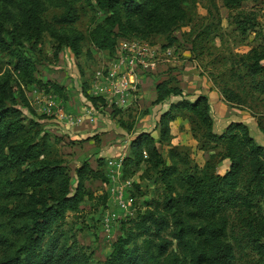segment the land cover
Returning <instances> with one entry per match:
<instances>
[{"label": "rangeland", "instance_id": "1", "mask_svg": "<svg viewBox=\"0 0 264 264\" xmlns=\"http://www.w3.org/2000/svg\"><path fill=\"white\" fill-rule=\"evenodd\" d=\"M38 1L45 27L35 42L28 37L29 32L21 22L19 0H0V18L5 27L2 34L11 42L9 49L0 48V76L9 75L14 92L18 93L22 88L28 100V104L17 100L27 129L16 135V139L36 138L42 133L52 136L50 149L41 157L64 164L69 193L74 191L76 167L84 160L94 168H101L108 177L107 180L103 176L83 180L85 193L81 201L75 209H67L65 217L44 236V248L51 243L57 248L76 246L88 254L91 262L101 264L119 237L129 233L128 246L138 244L142 264H153L146 260L144 239H149L151 249H154L157 242L170 236L169 228L158 229L156 223L149 220V230L142 232L136 223L147 209L163 211V198L167 194L175 199L174 212L192 225L186 236L201 247L204 238L199 228L208 218H191L186 213L192 208L184 198L189 176L199 178L206 172L223 174L230 166L229 154H242L243 148L235 142L227 144L224 138L208 137L201 116L180 107L169 119L168 138H163L160 114L171 101L182 97L194 100L198 94H203L212 117V132H220L230 120L241 119L248 124L256 141L264 145V91L254 89L246 74L252 48L264 50V0H242L239 5H225L223 0H157L159 14L153 19L143 21L132 15L134 28L119 35L118 41L134 37L148 42L154 63L149 69L136 70L139 90L126 104L110 99L107 91L111 79L115 80L106 76L116 54L96 48L88 37L90 27L106 12L95 0ZM69 2L77 9V19L71 23L55 22L53 16L61 13ZM243 14H249L251 19L242 32L235 19L243 18ZM76 30L84 34L78 41L80 51L77 54L59 44L52 34ZM13 34L19 41H12ZM19 50L34 61L36 82L19 84L13 72ZM261 62L264 63V58ZM98 70L102 72V78L95 76ZM164 78L179 85L182 94L156 102L155 83ZM222 85L239 92L242 102L227 100L221 92ZM97 86H103L105 91L101 92L100 99L91 101L85 92L94 95ZM212 89L222 95L220 98L226 102L230 117L228 113L217 114L220 108L211 102L216 99L211 96ZM50 98L54 99L53 103L49 102ZM203 104L201 100L200 106ZM142 131L148 135L141 138L140 161L124 163L123 157L131 154V140ZM99 156H103L102 165L97 163ZM245 160L244 157L243 162ZM27 164L14 163L8 157L0 160L1 206L25 202V188L19 193L2 191L17 187V172ZM244 166L240 169L239 186L246 189L249 185L244 182L247 171ZM110 169L118 170L117 178L110 177ZM60 178L58 176L56 181ZM112 187L122 188L123 199H117ZM251 200L248 209L224 207L213 216L216 220L226 221L224 239L234 245L233 264H253L258 257L250 248L239 250L234 238L239 230V216L250 212L258 219H264V193L254 194ZM28 221L24 216L16 217L0 210V259L13 254L23 241ZM261 239L264 241V236ZM170 251L185 254L187 264H208L204 258L194 257L188 247L186 251L178 247L175 239L167 250ZM49 264L72 263L62 257L60 262L50 260Z\"/></svg>", "mask_w": 264, "mask_h": 264}, {"label": "trees", "instance_id": "2", "mask_svg": "<svg viewBox=\"0 0 264 264\" xmlns=\"http://www.w3.org/2000/svg\"><path fill=\"white\" fill-rule=\"evenodd\" d=\"M8 1V0H7ZM242 0H223L225 5H239ZM97 6L106 13L103 18L90 27L88 37L91 43L98 49L116 51L118 36L126 30L134 28L131 16L137 15L143 21L153 19L159 14V2L157 0H95ZM21 22L29 32V38L38 41L44 30V22L40 15L41 6L38 0H19ZM78 17V12L73 3L69 2L65 9L53 20L58 23H71ZM249 14H243V18H236L235 22L240 31H245L246 23L250 21ZM5 30L0 18V48L7 50L11 42L4 39ZM59 44L70 48L74 53L80 51L78 41L84 37L79 31H71L66 34L52 32ZM12 41H19L16 35H12ZM250 61L246 64V74L250 77V85L259 91H264V50L252 48L249 55ZM35 63L20 50L13 64V72L21 83L30 84L36 82L34 76ZM0 160L8 157L14 163L28 164L19 168L18 185L10 191L2 193H19L21 189H27L25 202H17L13 206L0 205V210L8 211L12 216L26 217L28 223L25 226L23 241L16 247L13 254L0 259V264H49L50 260L60 262L62 257L72 264H95L89 260L88 254L78 250L76 246L56 247L54 243L44 248L43 238L53 226L65 217L67 209H75L81 201L83 194V180L87 177L107 176L101 168H94L87 160L76 167L74 191L69 193V180L65 174V166L61 162L52 161L42 153L50 149L53 140L49 134H41L36 138L17 140L16 135L26 131L27 125L23 122V110L19 101L28 104V100L22 88L15 93L10 84L9 75L0 76ZM55 88L57 85L53 84ZM156 96L154 101L160 102L171 95L182 94L179 85L171 84L167 78L155 83ZM221 92L224 97L232 102H242V95L233 88L222 85ZM91 101L100 99L101 96L85 92ZM205 95L198 94L194 100L182 97L169 103L168 108L160 114V135L168 138L169 119L174 117V110L186 108L197 112L206 124L205 134L210 138L220 137L226 139L227 144L237 143L243 148L242 154H229L230 166L223 173H205L202 177L189 176V187L184 192L186 202L192 208L186 210L189 217H206L208 220L200 224V233L203 234L204 244L201 247L186 234L190 231L188 222L182 216L174 212L175 199L167 194L163 198V211L147 209L137 221L136 225L142 232L149 230L148 221H154L160 228H169V237L162 238L151 249L149 239H144L146 260L153 264H187L185 254L177 251L167 252L169 246L176 240V244L186 251L191 249L194 257L204 258L208 264H233L235 257L234 245L224 239L226 221L213 218L215 213L224 207H242L248 209L252 204V196L256 193H264V145L257 142L250 133L247 123L240 120H230L220 132H212L210 129L212 117L208 111V103ZM19 100V101H17ZM204 104L200 106V101ZM37 122V121H36ZM37 132V130H36ZM45 133V132H44ZM147 133L142 131L131 140V154L123 157V162H139L141 159L140 142L142 136ZM148 135V134H147ZM49 137V139H48ZM54 137V136H53ZM51 139V140H50ZM50 140V141H49ZM49 141V142H48ZM246 160L243 162V158ZM103 156H99L97 163L102 165ZM246 168L244 182L248 183L246 189L239 186L241 166ZM61 178L56 181L57 177ZM264 219H258L248 212L239 216V230L235 232V244L240 249L250 248L258 255L253 264H264ZM131 235L119 237L114 243V248L106 255L101 264H142L139 245L128 246ZM163 258L160 260V258ZM155 259L158 260L155 261Z\"/></svg>", "mask_w": 264, "mask_h": 264}, {"label": "built area", "instance_id": "3", "mask_svg": "<svg viewBox=\"0 0 264 264\" xmlns=\"http://www.w3.org/2000/svg\"><path fill=\"white\" fill-rule=\"evenodd\" d=\"M152 47L146 41H141L134 37H124L118 41V48L114 52L115 60L110 66V70L107 72L106 78L111 79L108 93L109 98L120 104H126L129 99H132L135 92L139 90L138 78L136 70L149 69L153 65V52ZM96 77H103L100 70L97 71ZM98 87V86H97ZM95 88L96 94L102 95L101 92L105 91L103 86ZM49 102L53 103L54 99L50 98ZM62 114V110L59 111ZM122 159L120 160V162ZM113 161L110 160V163ZM118 170L110 169L109 175L111 178H117ZM128 182V180H127ZM116 191V197L118 200L123 199L121 194L123 193L122 188H114Z\"/></svg>", "mask_w": 264, "mask_h": 264}, {"label": "crops", "instance_id": "4", "mask_svg": "<svg viewBox=\"0 0 264 264\" xmlns=\"http://www.w3.org/2000/svg\"><path fill=\"white\" fill-rule=\"evenodd\" d=\"M102 50H105V49H102ZM143 78H144V76H142V80H143ZM139 79H140V77H139ZM141 80V79H140ZM212 91L214 92V93H211V96L213 97V98H215L216 97V99H214L213 101H211V102H213L215 105H218V107L220 108V110L218 111V115H225L226 113H228V115L227 116H229L230 114V110H229V108H228V106H227V104H226V102H224L223 100H222V98H220V96H222L221 94L219 95L217 92H216V90H214V89H212ZM154 98H155V96H156V91L154 90ZM220 93V92H219ZM208 94V93H207ZM209 95V94H208ZM209 97V96H208ZM209 101H210V97H209ZM226 111V112H225ZM246 110H243V112H245ZM232 113V112H231ZM248 113V112H247ZM226 116V117H227ZM242 116H244V114L242 115ZM230 117V116H229Z\"/></svg>", "mask_w": 264, "mask_h": 264}]
</instances>
